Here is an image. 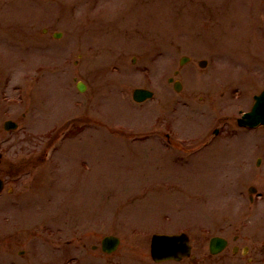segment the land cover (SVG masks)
Masks as SVG:
<instances>
[{
	"label": "rangeland",
	"instance_id": "rangeland-1",
	"mask_svg": "<svg viewBox=\"0 0 264 264\" xmlns=\"http://www.w3.org/2000/svg\"><path fill=\"white\" fill-rule=\"evenodd\" d=\"M50 1L26 5L37 12L22 15L53 21L52 31L64 30L66 43L52 38L45 41L53 48L47 53L0 57V71L15 65L0 88V151L6 155L0 175L8 182L0 195V264H66L78 257L81 264H106L100 248L107 235L122 241L110 260L127 264L128 250L133 260H145L141 253L150 250L154 233L197 224L208 238L250 210L251 188L262 185L264 196V159L258 162L264 129L249 132L235 123L264 89V0H102L100 9L132 5L133 14L128 7L120 16L131 32L89 38L84 46L96 51L83 52L79 64L73 63L79 60V7L71 15L68 4ZM63 8L70 22L61 17ZM103 17L107 22L111 10ZM184 56L190 60L181 66ZM133 57L147 72L132 67ZM115 62L120 71L104 70ZM177 69L184 72L175 77L180 91L168 83ZM32 80L42 88L28 86ZM78 82L86 84L84 92ZM138 87H149L155 98L136 102ZM8 120L19 129L7 131ZM216 127L223 130L218 138ZM166 133L177 136L179 146L169 147ZM204 139L214 144L204 147ZM260 203L252 221L264 215ZM78 237L84 248L67 244Z\"/></svg>",
	"mask_w": 264,
	"mask_h": 264
},
{
	"label": "flooded vegetation",
	"instance_id": "flooded-vegetation-1",
	"mask_svg": "<svg viewBox=\"0 0 264 264\" xmlns=\"http://www.w3.org/2000/svg\"><path fill=\"white\" fill-rule=\"evenodd\" d=\"M47 1L49 0H0V45L8 49L5 51L0 50V57H6L15 52H25L24 57L30 58L27 54L29 52H33L35 55L53 50V48H49V44L45 41L49 39L48 41L53 43L52 38H56L60 32L52 31L54 22L48 23L44 17V19L40 20L33 16L28 18L22 15V11L26 13L27 11L37 12L34 8H25L26 5L35 4L37 7H41ZM50 2L53 3L50 5L54 6L57 0H51ZM101 2L102 0H78L80 10L79 29L76 35L78 43L86 42L89 38L97 39L103 31L111 32L121 37L129 36L131 31L127 20L120 18V16L126 17L128 15V7L133 14L134 8L130 5L131 3L123 4L121 8L112 11L113 8L110 7L100 9ZM110 10L112 17L107 22H104L103 14L106 15ZM46 12H51L53 18V7L49 6ZM116 12L119 13L117 14ZM28 25H34L33 30ZM107 27L110 30H106ZM28 32L32 33L30 39L25 37ZM15 34L18 35L13 38ZM21 43L24 44V51L18 50ZM166 136L168 142L172 143L171 136L169 134ZM263 159V156L258 157V162H262ZM261 186L255 187L256 192H259ZM257 194V196H249L250 204L248 205L250 210H242L239 214L240 218L235 219V223H230L228 227L221 226L220 233H215L208 238L202 234L187 233L191 245L188 255L178 260L156 261L152 258L151 252H145L141 253V257H145V260H131L127 264H264V219H262L264 215L262 213L259 219L253 220L254 222L249 219V217L252 218L251 216L255 213L256 208L261 204L260 201H264L263 194ZM250 221H252V225H249L251 224ZM178 232L182 233V230ZM215 238L219 239L214 240ZM102 241L100 250L103 253ZM73 243L83 248L86 246L81 237L76 238L74 241H68L69 245ZM180 246L183 248L182 244ZM97 247V245H94L93 249L96 250L98 249ZM117 251L111 254L103 253L109 259V261L105 262L106 264L122 263V261L110 260ZM25 252L26 250H23L21 253ZM129 252V250L126 251V255ZM131 258L135 259L136 256H131ZM67 263L81 264V261Z\"/></svg>",
	"mask_w": 264,
	"mask_h": 264
},
{
	"label": "water",
	"instance_id": "water-1",
	"mask_svg": "<svg viewBox=\"0 0 264 264\" xmlns=\"http://www.w3.org/2000/svg\"><path fill=\"white\" fill-rule=\"evenodd\" d=\"M180 88L179 86L177 87ZM81 91L85 90V87L79 86ZM152 97V93L146 90H136L134 94V98L138 102H142L147 98ZM256 102L251 110V112L246 113L243 115L242 119L239 120L240 125L248 126V127H256L260 124L264 125V91L255 98ZM16 126L13 122H8L6 124V128H14ZM1 181H0V191H1ZM177 237H169V236H157L154 239V245L157 246L158 244L164 245H174L176 242ZM119 244V240L117 238H107L104 241V248L107 252L113 251L116 246ZM156 252V249H155ZM154 252V254H155ZM157 255V254H156Z\"/></svg>",
	"mask_w": 264,
	"mask_h": 264
}]
</instances>
